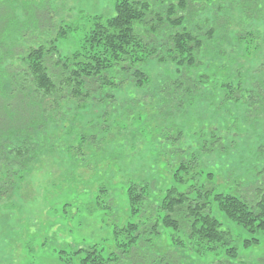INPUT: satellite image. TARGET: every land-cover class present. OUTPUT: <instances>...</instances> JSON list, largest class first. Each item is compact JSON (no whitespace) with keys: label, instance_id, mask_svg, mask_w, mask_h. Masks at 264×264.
<instances>
[{"label":"trees","instance_id":"obj_1","mask_svg":"<svg viewBox=\"0 0 264 264\" xmlns=\"http://www.w3.org/2000/svg\"><path fill=\"white\" fill-rule=\"evenodd\" d=\"M53 1L0 0V200H9L44 153L64 147L73 160L89 149L99 154L112 124L125 129L142 125L143 117L147 124L168 119L154 126L155 161L171 156L174 182H193L182 190L171 185L154 204L150 182L121 179L136 219L114 227L107 251L96 244L76 248L77 263L190 264L212 253L210 264H246L212 205L251 234L244 246L264 236V140L250 156L251 168L236 177L228 171V187L217 189L204 157L227 152L225 140L243 126L239 118L225 125L188 109L218 93L217 109L243 104L241 120L251 128L263 113L264 78L231 69L222 35L232 21L228 5L256 20L259 0H113L112 14L80 12L69 22L55 20ZM78 30L77 46L61 52L58 41ZM232 39L247 44V53L259 44L251 29L235 31ZM175 116L178 123L171 122ZM97 191V198L111 197L106 182ZM160 227L171 230V248L161 252L152 246Z\"/></svg>","mask_w":264,"mask_h":264},{"label":"rangeland","instance_id":"obj_2","mask_svg":"<svg viewBox=\"0 0 264 264\" xmlns=\"http://www.w3.org/2000/svg\"><path fill=\"white\" fill-rule=\"evenodd\" d=\"M112 1L54 0L55 7L51 5L56 12V21L69 22L77 18L80 12L112 14ZM259 3L261 13L256 20L252 14L242 13L235 5H228L231 25L226 33L219 32L224 38L223 47L227 51V57H233L231 69L241 71L247 79L264 78V0H259ZM239 29L257 32L259 44L256 50L247 53V44H235L232 37ZM79 34L80 30L66 40L58 41L60 51L71 52L77 46ZM233 45L235 49L232 50ZM156 71L155 68L154 73ZM201 94L209 97L211 95L209 91ZM217 95L219 94L214 93L211 98L198 101L188 110L193 117L210 118L211 122L223 121L225 125H230L234 117L240 119L243 127L237 129L235 137L229 136L224 142L229 146L227 152H223L224 155L214 153L204 157L212 165L211 170L214 172L211 183L217 189H223L228 187L224 178L228 171L231 177L245 174L246 168L250 169L251 163L255 161L254 156H250L257 144L264 140V111L252 123L251 128L241 120L246 109L243 104L217 109ZM91 114L88 110L84 114L85 119H89ZM178 121L179 116L171 120L173 123ZM160 122L166 125L169 120L156 119L147 124L143 117L142 125L139 123L125 129L112 124L108 134L109 141L102 146L99 154L94 155L93 149H89L82 156H78L77 160H73V152L60 147L36 158L23 183L12 192L9 200H0V264H78L77 255L72 253L78 247L96 244L104 251L113 248L114 227L136 219L129 216L127 196L121 179L133 178L150 182L153 190L149 199L154 204L161 199L163 190L171 185L180 190L190 185L192 179L179 185L170 176L169 170L173 172L175 168V165L169 166L171 156H168L169 159L155 161V154L159 150L155 147L157 139L154 126L160 125ZM231 139L234 140L233 143ZM233 144L235 145L232 146ZM100 157L107 159L102 160ZM73 161L79 162V166L73 167ZM101 181L110 184L111 192L108 197L111 196V199L97 198ZM212 212L231 231L239 260L246 264H255L264 259L263 235H258L257 243L244 246L243 239L251 234L226 218L216 204L212 205ZM160 231L152 241V246L155 251L161 252L171 248V230L160 227ZM216 256L212 253L196 256L190 264H210Z\"/></svg>","mask_w":264,"mask_h":264}]
</instances>
